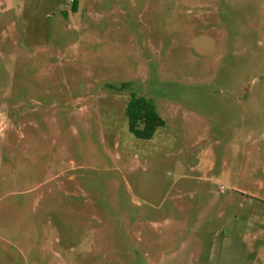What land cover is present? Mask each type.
I'll list each match as a JSON object with an SVG mask.
<instances>
[{"label":"rangeland","instance_id":"1","mask_svg":"<svg viewBox=\"0 0 264 264\" xmlns=\"http://www.w3.org/2000/svg\"><path fill=\"white\" fill-rule=\"evenodd\" d=\"M72 1L0 0V264H264V0Z\"/></svg>","mask_w":264,"mask_h":264},{"label":"trees","instance_id":"2","mask_svg":"<svg viewBox=\"0 0 264 264\" xmlns=\"http://www.w3.org/2000/svg\"><path fill=\"white\" fill-rule=\"evenodd\" d=\"M71 10L73 12L77 11L76 0L71 3ZM62 12L65 16L67 15L66 10ZM127 86L128 83L121 84L123 88ZM111 87L116 88L114 85H111ZM125 116L128 122V129L136 138L150 139L157 128L166 125V121L159 114L153 99L134 91L130 92V97L126 103Z\"/></svg>","mask_w":264,"mask_h":264}]
</instances>
